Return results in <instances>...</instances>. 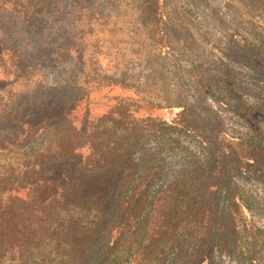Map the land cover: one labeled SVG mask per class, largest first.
Instances as JSON below:
<instances>
[{
  "label": "trees",
  "instance_id": "1",
  "mask_svg": "<svg viewBox=\"0 0 264 264\" xmlns=\"http://www.w3.org/2000/svg\"><path fill=\"white\" fill-rule=\"evenodd\" d=\"M234 1L250 27L232 34L240 65L264 69V0ZM176 6L0 0V264H213L217 251L255 261L264 230L240 182L263 173L264 136L254 128L240 139L249 150H228L238 140L219 112L264 117V99H242L229 71L175 52ZM111 22L125 26L123 61L141 75L97 70L95 32ZM149 86L156 96L146 99ZM104 89L132 94L93 114L90 96ZM168 152L183 155L163 185Z\"/></svg>",
  "mask_w": 264,
  "mask_h": 264
},
{
  "label": "rangeland",
  "instance_id": "2",
  "mask_svg": "<svg viewBox=\"0 0 264 264\" xmlns=\"http://www.w3.org/2000/svg\"><path fill=\"white\" fill-rule=\"evenodd\" d=\"M170 2L173 6L177 4L175 10L180 13L178 17L175 16L176 14H172V29L168 32L171 46L175 52L178 53L177 50L185 52L187 58L204 65L210 72H217L218 67L222 68L220 74H227L226 72L229 71L231 74L229 76L230 80L240 86L239 89L243 94L242 99L249 102H252L254 98L256 100L257 98L264 99V93L261 95V92H259V90H264V85L256 79L259 76L264 77V69L253 63V65H249L246 60H244V66H241L243 58L241 55H237L238 48L232 34L238 30L242 32L250 30L247 22L235 15V9L238 6L237 1L232 4L229 3V0H170ZM256 22V28L264 35V23L258 19ZM121 26L122 24L115 25L114 22H111L106 26L97 27L95 34L100 36V51L105 54V56L99 55L98 58L101 59V62L96 64L97 70L102 74L107 73L119 76L121 73L127 72L130 76H139L141 75L139 74L141 70L139 66L132 63L126 64L123 61L130 50L127 44L124 43L125 41L122 42L121 40L125 36L120 32ZM122 27L125 26L123 25ZM89 71L91 72V70ZM222 77L225 78L223 75ZM148 90L150 95L146 99L156 96L151 86H149ZM130 94L132 93L119 89L112 92L104 89L92 95V103L90 96L89 107H92L93 114H100L105 112L111 105L116 104L119 99L128 98ZM192 95L193 93L189 92L190 102H194ZM83 106H81L79 113L83 112ZM145 113L143 112L142 114ZM219 115L224 122L225 130L238 140L234 144L235 148L228 150L238 152V154L249 150V144L241 142L240 139L246 138L245 136L254 128L264 136V117L259 114H255L248 120H241L221 112H219ZM79 116L81 117L82 114ZM171 117L172 115L165 116L168 120ZM190 150L202 158L206 156L199 146L190 145ZM89 154V149L83 150L75 156L74 163L85 160ZM182 155V152H168L165 154L167 156V177L166 180L164 177L159 184L165 185V183L174 179L180 170ZM261 158V162L264 165V153L261 154ZM240 186L248 194L246 196L255 207V213H252V222L254 221L257 227L264 230V168L262 174L241 181ZM222 203L226 204L224 200ZM238 225L240 230H243L242 223L239 222ZM259 237L261 240L257 242V254L253 257L255 258L253 263L249 261L240 262L227 252L217 251L214 255L213 264H264V237L261 235ZM137 263L145 264L144 257H137ZM178 264L181 263L178 262Z\"/></svg>",
  "mask_w": 264,
  "mask_h": 264
}]
</instances>
